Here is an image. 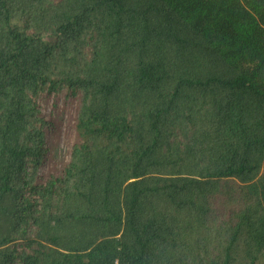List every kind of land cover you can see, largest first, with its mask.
<instances>
[{
    "label": "trees",
    "instance_id": "1",
    "mask_svg": "<svg viewBox=\"0 0 264 264\" xmlns=\"http://www.w3.org/2000/svg\"><path fill=\"white\" fill-rule=\"evenodd\" d=\"M0 264H264V0H0Z\"/></svg>",
    "mask_w": 264,
    "mask_h": 264
},
{
    "label": "rangeland",
    "instance_id": "2",
    "mask_svg": "<svg viewBox=\"0 0 264 264\" xmlns=\"http://www.w3.org/2000/svg\"><path fill=\"white\" fill-rule=\"evenodd\" d=\"M75 104V103H74ZM72 108L66 106L63 97L55 101L51 96L41 102V111L55 122L56 130L47 136L46 148L48 157L40 174L45 176L52 166L59 167L68 160L70 146L73 143V133L67 126Z\"/></svg>",
    "mask_w": 264,
    "mask_h": 264
}]
</instances>
